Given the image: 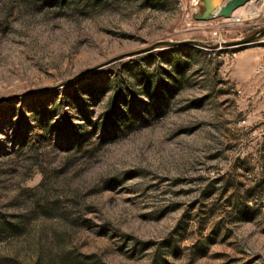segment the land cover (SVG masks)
<instances>
[{
  "label": "rangeland",
  "instance_id": "1",
  "mask_svg": "<svg viewBox=\"0 0 264 264\" xmlns=\"http://www.w3.org/2000/svg\"><path fill=\"white\" fill-rule=\"evenodd\" d=\"M207 1L0 0V264H264V10Z\"/></svg>",
  "mask_w": 264,
  "mask_h": 264
},
{
  "label": "water",
  "instance_id": "2",
  "mask_svg": "<svg viewBox=\"0 0 264 264\" xmlns=\"http://www.w3.org/2000/svg\"><path fill=\"white\" fill-rule=\"evenodd\" d=\"M244 1L245 0H225V1L224 0H208L206 10L204 11V13L203 14L195 13L194 15L196 17H208V16H212L215 14L228 16L235 7L239 6L240 4H243ZM217 6H219V9L215 13H212L213 9ZM263 33H264V26L258 28L253 33H251L245 37H242L238 40L226 41L225 44L249 42L250 40L255 39L256 37H258L259 35H261ZM191 41H193L194 43L203 45V46H208L207 44H204V43L196 41V40H191ZM162 42L165 44H170L171 46L189 44V41H187V40H184V41H162Z\"/></svg>",
  "mask_w": 264,
  "mask_h": 264
},
{
  "label": "bare ground",
  "instance_id": "3",
  "mask_svg": "<svg viewBox=\"0 0 264 264\" xmlns=\"http://www.w3.org/2000/svg\"><path fill=\"white\" fill-rule=\"evenodd\" d=\"M264 0H245L243 4H240L239 6L235 7L233 10H232V16H236L237 14V11H239L240 9H243V8H248L249 11L253 12L254 10H257V13H252L253 14H258V12L262 9V11L264 10ZM219 9V7H217V10ZM216 10V11H217ZM215 11V10H214ZM215 11V12H216ZM214 12V13H215ZM230 13V14H231ZM216 15V14H215ZM259 15V14H258ZM257 15V16H258Z\"/></svg>",
  "mask_w": 264,
  "mask_h": 264
},
{
  "label": "built area",
  "instance_id": "4",
  "mask_svg": "<svg viewBox=\"0 0 264 264\" xmlns=\"http://www.w3.org/2000/svg\"><path fill=\"white\" fill-rule=\"evenodd\" d=\"M226 19H227V20H232V21H233V20H238L239 18H238V16L236 17V16H232V15H230V16H227Z\"/></svg>",
  "mask_w": 264,
  "mask_h": 264
}]
</instances>
